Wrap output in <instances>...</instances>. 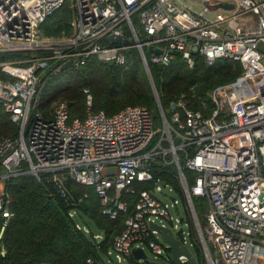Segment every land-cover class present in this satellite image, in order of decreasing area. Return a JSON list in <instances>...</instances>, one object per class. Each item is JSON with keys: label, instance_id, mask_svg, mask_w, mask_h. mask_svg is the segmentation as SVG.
Segmentation results:
<instances>
[{"label": "built area", "instance_id": "2783aa9c", "mask_svg": "<svg viewBox=\"0 0 264 264\" xmlns=\"http://www.w3.org/2000/svg\"><path fill=\"white\" fill-rule=\"evenodd\" d=\"M186 1L0 0V54L17 55L0 61V109L18 127L16 137L0 141V238L13 217L5 182L29 174L44 178L62 198L69 197L67 181L92 188L111 220L127 211L120 195H136L107 252L114 264H174L151 223L169 228L189 251L198 246L200 263L190 251L198 264H264V0H190V6ZM205 1L233 8L208 9ZM66 4L70 32L44 36L42 23ZM129 49L137 50L149 75L150 66L166 68L175 56L189 69L197 59L206 66L225 59L238 62L242 72L212 89L211 106L201 102L200 111L187 108L182 95L171 104L169 121L158 109L163 128H155V115L143 106H126L113 116L93 112L86 88L83 118H70L62 100L46 116L38 110L46 85L64 66L79 67L95 57L125 67ZM171 165L183 202L168 204L155 194L176 192L153 169ZM135 184L151 190L136 191ZM87 197L72 201L69 218L76 219ZM198 198L207 205L203 226ZM75 228L89 233L79 222ZM92 237L100 249L103 235ZM138 249L144 256L134 258ZM179 260L191 264L183 256ZM77 264L104 263L87 258Z\"/></svg>", "mask_w": 264, "mask_h": 264}, {"label": "trees", "instance_id": "16d2710c", "mask_svg": "<svg viewBox=\"0 0 264 264\" xmlns=\"http://www.w3.org/2000/svg\"><path fill=\"white\" fill-rule=\"evenodd\" d=\"M70 17L71 12L66 4L45 19L40 27L42 34L58 37L69 33ZM16 56L0 54V61ZM149 68L160 106L168 121L172 116L171 104L178 103L181 95L187 108L200 111L201 102L210 104L208 93L212 89L232 82L242 72L238 62L225 59L216 61L212 66H206L203 60L197 59L193 68L188 69L179 56H175L172 64L166 68ZM84 88L89 89L92 95L93 112L103 111L107 116H113L126 106H143L155 115V124L160 122L157 102L135 49L126 52L125 67L110 66L91 57L82 66L63 70L49 80L38 110L46 116L50 105L56 100H62L68 104L70 118H83ZM178 111L177 107L174 112ZM17 134L18 127L0 109V141L3 138H14ZM153 171L172 186L183 202L175 167H156ZM262 173L264 176V168ZM185 174L190 177L191 173L185 171ZM66 187L69 197L62 198L42 177L38 181L25 174L5 182V190L12 198L13 217L1 233L0 243L5 253L3 256L0 254V264H77L87 258L101 260L100 255L111 248L114 238L123 229L124 221L133 209L136 195L122 193L120 200L127 204V211L120 212L116 219L111 220L102 213L104 207L92 188L71 181H67ZM135 187L136 191L151 190L149 184H135ZM84 193L88 197L78 207L76 219L69 218L72 201ZM203 200L205 203V199ZM195 207L199 220H203L204 212L199 209L203 210L204 206L201 203L197 207L195 203ZM77 222L89 229L91 224L95 233L103 235L100 249L96 248L93 240L94 231L90 230L89 235H85L75 228ZM1 227L0 218V231ZM193 250L200 263V248L195 246Z\"/></svg>", "mask_w": 264, "mask_h": 264}, {"label": "water", "instance_id": "95a60500", "mask_svg": "<svg viewBox=\"0 0 264 264\" xmlns=\"http://www.w3.org/2000/svg\"><path fill=\"white\" fill-rule=\"evenodd\" d=\"M200 2V0H198ZM203 5L205 7H207L208 9H217V8H224V9H231L233 8V6L231 4H216V5H210L208 2H203ZM107 41L112 43V44H123V45H128V41L124 40V39H120V38H114V37H108ZM148 51L151 52H156V53H160L159 50H153L152 48H148ZM196 49H193V52H195ZM68 67L64 66L63 70H66ZM158 69H163L162 65L158 66ZM146 71V70H145ZM149 83L151 85V89H152V93L155 97V100L157 102L158 105V109H161L159 100H158V96L156 94L155 91V87H154V83L152 81L151 76L149 75V73L146 71ZM174 108V105L171 106V109ZM201 225L203 226L204 223L202 222ZM150 229L155 230L157 233L160 234L162 241L167 244L170 248V252L172 255V259H173V263L174 264H180V260L179 257L183 256L185 258L188 259V262L191 264H198L195 260V257L192 255V253L188 250V248L186 246H184L180 240L176 239L175 236L173 235L172 231L167 228V227H163L161 225H157L154 223L150 224ZM139 256H144L141 250H134L133 251V257L134 258H139Z\"/></svg>", "mask_w": 264, "mask_h": 264}, {"label": "rangeland", "instance_id": "374dc122", "mask_svg": "<svg viewBox=\"0 0 264 264\" xmlns=\"http://www.w3.org/2000/svg\"><path fill=\"white\" fill-rule=\"evenodd\" d=\"M186 4L188 5V6H190L191 5V3H190V0H187L186 1ZM188 68V67H187ZM189 69V68H188ZM144 71H145V69H144ZM145 74H146V71H145ZM146 77H147V74H146ZM147 79H148V77H147ZM150 84V83H149ZM150 87H151V85H150ZM155 87V86H154ZM152 91V90H151ZM155 91H156V89H155ZM156 94H157V92H156ZM158 96V95H157ZM155 98V97H154ZM159 100V99H158ZM206 103H208V105H210L209 104V102H206ZM155 128L157 129V128H163V126H162V123L161 122H158L157 124H155ZM0 171H3V170H0ZM192 176V174H190V177ZM155 196L157 197V198H159L163 203H168V204H170V203H172V200H174V199H176V200H178L179 199V196L176 194V193H172V192H168V191H164V194H163V196H162V194H155ZM195 203H196V205H197V207H200V205H201V203H202V205L204 206V208H203V210L202 209H199V210H201L202 211V213L205 211V208H206V202L204 203V200L203 199H196V201H195ZM177 208H178V213H179V215H182L183 214V209H182V205H181V203H179V205L177 206ZM171 215H175V211L172 209L171 210ZM201 223H202V220H201V218H200V220H199ZM88 228V227H87ZM89 229V228H88ZM90 230L91 231H94V234H96L95 232V228L90 224V229H89V232H90ZM85 234V233H84ZM85 235H89V233L88 234H85ZM108 251H109V249H108ZM107 251V252H108ZM190 251L192 252V253H194L195 254V252H194V250L190 247ZM107 252H105V253H102L101 255H100V259L103 261V263L104 264H114L113 263V261H112V259L109 257V255L107 254ZM146 253H147V255L149 256L150 255V253H149V251L148 250H146ZM122 264H128L126 261H123L122 262Z\"/></svg>", "mask_w": 264, "mask_h": 264}]
</instances>
